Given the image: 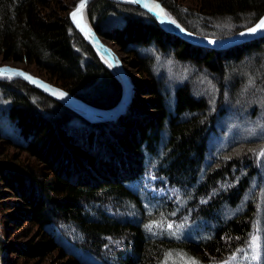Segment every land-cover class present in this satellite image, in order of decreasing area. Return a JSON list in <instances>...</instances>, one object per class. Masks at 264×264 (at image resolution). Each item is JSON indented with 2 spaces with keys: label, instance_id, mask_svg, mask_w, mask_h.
Wrapping results in <instances>:
<instances>
[{
  "label": "trees",
  "instance_id": "obj_1",
  "mask_svg": "<svg viewBox=\"0 0 264 264\" xmlns=\"http://www.w3.org/2000/svg\"><path fill=\"white\" fill-rule=\"evenodd\" d=\"M155 1L185 31L210 39L235 35L264 15V0H197L192 8ZM74 5L0 0V55L35 64L71 96L109 110L121 88L72 27ZM86 17L140 75L133 88L143 100H133L117 123H89L21 80L0 81V156L7 157L0 161V264H9L3 255L12 246L2 241L3 226L15 228L21 220L37 232L11 248L19 261L163 264L172 253L168 264L191 258L220 264L246 249L260 224L264 264L257 160L264 140H231L208 155L210 137L223 135L215 126L223 107L238 103L248 110L264 102V36L224 50L200 47L164 31L145 12L110 0L91 2ZM185 66L191 72L179 83ZM200 77L208 86L196 91ZM8 149L27 159L9 156ZM150 179L164 195L147 191ZM4 189L21 209L6 212ZM153 222L164 227L150 232L145 225ZM168 223L185 234L168 233Z\"/></svg>",
  "mask_w": 264,
  "mask_h": 264
},
{
  "label": "rangeland",
  "instance_id": "obj_2",
  "mask_svg": "<svg viewBox=\"0 0 264 264\" xmlns=\"http://www.w3.org/2000/svg\"><path fill=\"white\" fill-rule=\"evenodd\" d=\"M52 1H54V0H52ZM57 1H60L61 3L65 4L69 8V5L74 0H57ZM78 1L79 0H75V4ZM197 2H198L197 0H177V3H180V4L182 3V5L191 6V8L195 7ZM73 8L71 9V11L73 10ZM52 10H56L55 5H52ZM57 13L60 16L63 15L62 12L57 11ZM167 15L170 19L174 20L170 16V14L167 13ZM105 44L112 49V51L116 54L118 59L121 61L122 67H123L125 73L127 74L129 81L132 84V86L137 81H140L141 77L137 73V71L135 69H132L131 67H129L124 62L125 61L124 53L121 52L120 49L117 48L115 45H113L111 42H107ZM101 64H102V62H101ZM0 66H9V67L21 69L33 77H37V78L41 79L42 81L47 82L48 84H51V85H54V86L60 88L59 86L54 84L53 81L48 80L47 76L45 75V72L42 71L40 68H38L35 64H28L27 62L16 63V62L5 61L4 57L0 55ZM190 72H191L190 66H189V68L187 66H185L184 69H180L178 72L179 73V83L181 82L183 77L188 79V75ZM172 74H173V72H172ZM163 75L165 77L166 74L164 73ZM0 81H12V80H0ZM172 82H174V79L170 78V80L165 83L164 86H165L166 90H168V88H170V86L173 85ZM118 83H119V81H118ZM119 85H120V83H119ZM191 86H192V83H191ZM205 86H208V85L203 81V78L201 79V77H200V79H198V81H196L193 84V88H195L196 91L200 90L199 89L200 87L202 89L203 88L205 89ZM120 88H121V85H120ZM132 90H133V94H132V99H131V102L129 103V105L132 103L133 100H137L136 104H137V102L139 103L140 100H143L142 99L143 97L141 95L137 94V92L134 90V88ZM244 92L245 91H243V93ZM240 101H243V98H241ZM128 106H127V108H128ZM127 108H126L125 113L123 115H121L117 119L111 120V121L117 123V121H119L122 117L125 116ZM223 108L225 109V112H224L225 116L223 118H221L217 122V124L215 125L217 130L218 129L221 130L220 134H223V135L220 136V138H216L217 137L216 135H214V137H210V140L208 142V145H209L208 155L209 156L214 154L216 151L218 152L219 149L224 147L231 140H236V141L237 140H249V139L250 140H253V139L254 140H264V102L263 103L260 102L258 105L255 104V106L248 108V110L243 109L242 104L240 105L238 103H235L232 106H228V107L226 106ZM262 151H264V147L259 149V154L257 156L258 169H259V179H258L259 180V182H258V185H259V187H258V189H259L258 190L259 191L258 216L259 217L262 216V214H264V156L260 155V153ZM93 152H95V151H93ZM101 152H102V150L100 148L97 152V158L100 160L102 159V157L100 156ZM6 153L11 157L13 155L17 156L19 160H21L23 158L27 159L26 155L20 154L19 152L14 151L12 149L6 150ZM6 158L7 157L5 155L0 156V161L2 162ZM28 160L30 161V163H36L34 161V159L28 158ZM36 165H39V163H36ZM149 181H150L149 184H151L152 186H146L147 191L149 190L153 193L159 192V194H157V195H164L165 191H159L157 188L153 187L155 179H150ZM3 191L5 192V195H4L5 199L4 200L6 203L9 204V206L11 208L10 210H8L6 212L10 213V212L17 211V210L21 209V202L17 198L13 197L10 192L5 191V189ZM1 222H2V224L4 223V221H1ZM5 224L3 226V232H1V234H2L1 238H2V241L5 244V246L9 245L10 243H12V246L5 250L4 255H3L4 259H8L9 264H16V263L17 264H26V263L27 264H36V263L39 264L38 261L37 262L36 261L27 262V260L26 261H22V260L19 261L17 259L16 255L14 253H12V250H11V248L16 247V246H20L25 241L34 238L35 234L37 232V229L34 226H32L31 224H27L24 220H21L20 223L18 224V226H15V228H14V226L10 225L9 223H5ZM258 227H259V234L261 237L260 224L258 225ZM165 228L167 229V226ZM183 229L184 228H182V226L174 225L173 229H171V231H169V232L171 234L175 233L174 236H179V233L185 234L186 231H184ZM24 234L25 235L29 234V236L27 238H25V237H23ZM246 250H248V249L246 248ZM248 251H249V254H251L250 250H248ZM241 255L242 254L238 255L237 260L236 261H230L229 264H241V259H240ZM51 258L54 260V259H57V256L53 255ZM262 258H263V250H262V239H261V259L259 261L255 262V264H262V262H261ZM48 261H50V259L47 260V263H48ZM41 264H43V263H41ZM220 264H223V263H220ZM244 264H248V262L245 261Z\"/></svg>",
  "mask_w": 264,
  "mask_h": 264
},
{
  "label": "water",
  "instance_id": "obj_3",
  "mask_svg": "<svg viewBox=\"0 0 264 264\" xmlns=\"http://www.w3.org/2000/svg\"><path fill=\"white\" fill-rule=\"evenodd\" d=\"M93 1L94 0H87L86 6L83 9V13H82L83 16L82 25L84 26L83 30L81 29V27H77V24L71 19L70 16V14L75 10L76 6L79 4L80 0L75 4L73 10L69 13V20L72 27L77 31V33L82 37V39L92 48V50L95 52V54L102 62V64L106 67V69H108L112 73V75L119 81L122 90L121 98L115 107L109 110H102L95 108L71 96L62 89L54 85L48 84L47 82H44L37 77L31 76L30 74H28L27 72L21 69L9 67V66H0V69H4V68L15 69L18 72H23L28 76L34 78L33 80H29L25 78V76L8 73L6 75H0V80H21L26 84H28L29 86H31L32 88L41 92L45 96L49 97L53 101L59 103L63 107L72 111L73 113H75L76 115H78L79 117H81L82 119H84L89 123L111 121L117 119L118 117H120L125 113L127 106L131 102L132 94H133V90H132L133 86L130 83L129 78L122 67L121 61L112 51V49L102 41V38L99 37L93 31V29L90 27L87 21L86 10L88 5ZM110 1L132 6L145 12L151 18H153L158 24V26L164 31L180 37L187 43L200 47L210 48L214 50H224L243 43H247L252 40H256L264 36V34L261 33H257L254 35L240 36L241 32L247 31L248 29L247 28L235 35L223 39L203 38L193 35L185 31L181 27H177L176 26L178 25L177 23L172 24L170 22V20L172 19L168 17L166 11L155 0H136V2H132V0H110ZM156 4L159 5V8L154 7V5ZM145 5H148V7H145ZM161 10L163 11V15L160 14ZM261 18H264V15ZM181 29H183V31H181ZM210 40L216 41V43L215 44L209 43ZM60 93H65L66 95L61 96Z\"/></svg>",
  "mask_w": 264,
  "mask_h": 264
},
{
  "label": "snow or ice",
  "instance_id": "obj_4",
  "mask_svg": "<svg viewBox=\"0 0 264 264\" xmlns=\"http://www.w3.org/2000/svg\"><path fill=\"white\" fill-rule=\"evenodd\" d=\"M132 2H136V0H132ZM87 3V0H80L79 4L76 6L75 10L70 14L71 19L77 24V27H81L83 30V25H82V13L83 9L85 8ZM145 7H148V5H145ZM155 8H159V5L156 4L154 5ZM161 15H163V11L161 10ZM172 24H176L175 20H170ZM177 27H180L179 25H176ZM183 31V29H181ZM257 33L264 34V18H261L253 27H250L247 29L246 32H241L240 36H245V35H254ZM209 43L215 44L216 41H209ZM8 73H13V74H18L25 76V78L29 80H33L34 78L28 76L27 74L23 72H18L15 69H0V75H6ZM248 86H252L254 84L253 79L248 80ZM61 96L66 95L65 93H60ZM214 103V101H213ZM261 156H264V151L260 153ZM153 227H158V228H163L164 225L163 223L157 224L156 222H153L152 224L145 225V228L148 229L150 232L152 231ZM174 225L172 223L167 224V229L171 230L173 229ZM175 235V233H172ZM247 249L250 250L251 254H249V251L246 250L245 248H238L236 249V252L233 253L228 260L224 261L223 264H229L230 261H236L238 258L237 254H242L240 259H241V264H244L245 261L248 262V264H255V262L259 261L261 259V237L259 234V227L257 226L256 230L250 234V240L247 242ZM172 253H166L165 260L163 261V264H168V259L167 257H170ZM185 264H199L198 261H196L194 258H191L187 261H185Z\"/></svg>",
  "mask_w": 264,
  "mask_h": 264
},
{
  "label": "bare ground",
  "instance_id": "obj_5",
  "mask_svg": "<svg viewBox=\"0 0 264 264\" xmlns=\"http://www.w3.org/2000/svg\"><path fill=\"white\" fill-rule=\"evenodd\" d=\"M89 6V5H88ZM154 187V186H153ZM159 196H161V195H159ZM172 198V197H171ZM168 233H169V231H168Z\"/></svg>",
  "mask_w": 264,
  "mask_h": 264
}]
</instances>
